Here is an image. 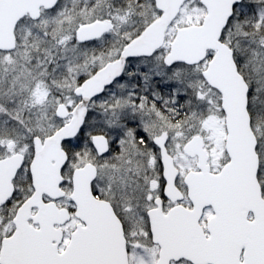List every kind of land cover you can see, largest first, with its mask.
Listing matches in <instances>:
<instances>
[{
	"label": "snow or ice",
	"instance_id": "snow-or-ice-1",
	"mask_svg": "<svg viewBox=\"0 0 264 264\" xmlns=\"http://www.w3.org/2000/svg\"><path fill=\"white\" fill-rule=\"evenodd\" d=\"M0 264H264V0H0Z\"/></svg>",
	"mask_w": 264,
	"mask_h": 264
}]
</instances>
